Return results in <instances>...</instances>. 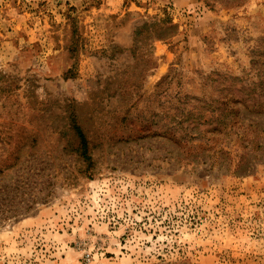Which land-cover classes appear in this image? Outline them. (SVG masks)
<instances>
[{"label":"rangeland","instance_id":"obj_1","mask_svg":"<svg viewBox=\"0 0 264 264\" xmlns=\"http://www.w3.org/2000/svg\"><path fill=\"white\" fill-rule=\"evenodd\" d=\"M0 264H264V0H0Z\"/></svg>","mask_w":264,"mask_h":264},{"label":"trees","instance_id":"obj_2","mask_svg":"<svg viewBox=\"0 0 264 264\" xmlns=\"http://www.w3.org/2000/svg\"><path fill=\"white\" fill-rule=\"evenodd\" d=\"M75 128L78 134V138L80 140V147H81L82 155L84 156V158L90 159V156L88 155V142H87L86 135L84 134L83 130L78 125H75Z\"/></svg>","mask_w":264,"mask_h":264}]
</instances>
